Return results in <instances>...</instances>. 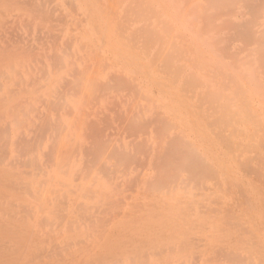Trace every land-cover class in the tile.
I'll list each match as a JSON object with an SVG mask.
<instances>
[{"label": "rangeland", "instance_id": "obj_1", "mask_svg": "<svg viewBox=\"0 0 264 264\" xmlns=\"http://www.w3.org/2000/svg\"><path fill=\"white\" fill-rule=\"evenodd\" d=\"M0 252L264 264V0H0Z\"/></svg>", "mask_w": 264, "mask_h": 264}, {"label": "bare ground", "instance_id": "obj_2", "mask_svg": "<svg viewBox=\"0 0 264 264\" xmlns=\"http://www.w3.org/2000/svg\"><path fill=\"white\" fill-rule=\"evenodd\" d=\"M26 256L22 253H4L0 252V264H29L26 262ZM28 257V256H27Z\"/></svg>", "mask_w": 264, "mask_h": 264}]
</instances>
